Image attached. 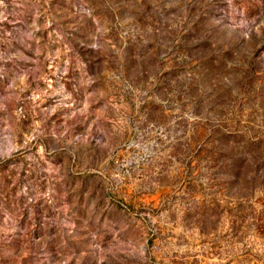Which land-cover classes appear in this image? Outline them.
Returning <instances> with one entry per match:
<instances>
[{"label": "rangeland", "instance_id": "obj_1", "mask_svg": "<svg viewBox=\"0 0 264 264\" xmlns=\"http://www.w3.org/2000/svg\"><path fill=\"white\" fill-rule=\"evenodd\" d=\"M0 264H264V0H0Z\"/></svg>", "mask_w": 264, "mask_h": 264}]
</instances>
